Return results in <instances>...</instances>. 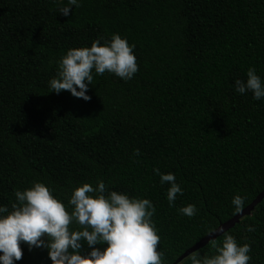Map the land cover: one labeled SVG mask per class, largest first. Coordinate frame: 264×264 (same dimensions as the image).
Listing matches in <instances>:
<instances>
[{
  "label": "trees",
  "instance_id": "16d2710c",
  "mask_svg": "<svg viewBox=\"0 0 264 264\" xmlns=\"http://www.w3.org/2000/svg\"><path fill=\"white\" fill-rule=\"evenodd\" d=\"M79 3L64 16L67 0H0V205L12 211L14 191L33 182L67 205L75 187L102 180L108 191L152 202L156 250L173 264L238 213L234 195L242 210L264 188V98L234 90L249 67L264 82V0ZM113 33L135 46L132 79L93 70L88 101L49 91L68 49ZM154 168L183 189L171 206ZM188 204L197 208L191 218L178 212ZM226 234L250 245L248 264H264V197L177 264L215 255ZM20 247L14 264H52L46 248Z\"/></svg>",
  "mask_w": 264,
  "mask_h": 264
},
{
  "label": "clouds",
  "instance_id": "9594fccd",
  "mask_svg": "<svg viewBox=\"0 0 264 264\" xmlns=\"http://www.w3.org/2000/svg\"><path fill=\"white\" fill-rule=\"evenodd\" d=\"M73 5L79 7V0H67L59 13L68 16ZM102 40L103 37L93 40L90 47L68 49L57 62L56 76L48 81L49 91L59 94L67 90L73 97L88 101L86 92L93 70L97 75L107 71L124 81L132 79L138 71L135 46L118 33L103 43ZM234 90L240 95L251 92L253 100L264 98V82L254 67L247 69L246 80L234 81ZM153 172L159 175L161 186L168 182L166 198L171 206L183 189L173 173H160L157 168ZM14 196L12 211L0 205V264L20 260L22 242L29 250L34 246L46 248L52 264H163V253L156 250L160 237L151 219L156 209L147 198L108 191L102 180L95 188L89 183L75 187L67 205L43 182H33L23 191L15 190ZM243 203L244 198L238 194L231 200L236 212ZM178 212L191 218L197 208L188 204ZM70 224L78 225V230H70ZM246 230L254 228L246 226ZM42 236L47 240L40 239ZM82 241L91 248L83 256L79 252ZM98 244L106 247H92ZM214 247L216 254L211 257L192 254L191 264H248L251 259L250 245H238L232 235L226 234L222 246Z\"/></svg>",
  "mask_w": 264,
  "mask_h": 264
},
{
  "label": "water",
  "instance_id": "95a60500",
  "mask_svg": "<svg viewBox=\"0 0 264 264\" xmlns=\"http://www.w3.org/2000/svg\"><path fill=\"white\" fill-rule=\"evenodd\" d=\"M264 197V188L263 190L242 210H240L236 215L231 217L226 222L220 224L216 229H214L212 232L208 233L206 236H204L202 239H200L198 242H196L193 246H191L189 249L184 251L175 261L173 264H177L179 261H181L184 257L189 255L190 253L196 251L199 248H202L209 242H213L219 235H221L224 231L231 228L235 223L238 222V220L248 215L251 210L254 208V206L261 201V199Z\"/></svg>",
  "mask_w": 264,
  "mask_h": 264
}]
</instances>
